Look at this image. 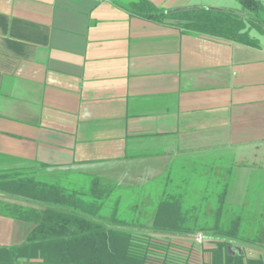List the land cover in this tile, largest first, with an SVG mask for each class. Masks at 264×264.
Instances as JSON below:
<instances>
[{"label": "crops", "instance_id": "crops-1", "mask_svg": "<svg viewBox=\"0 0 264 264\" xmlns=\"http://www.w3.org/2000/svg\"><path fill=\"white\" fill-rule=\"evenodd\" d=\"M135 1L0 0V175L129 191L264 154V32L243 45L134 15ZM147 1L248 19L241 0ZM5 204L32 205L0 195V247L19 246L35 225ZM207 250L176 264H204Z\"/></svg>", "mask_w": 264, "mask_h": 264}, {"label": "trees", "instance_id": "trees-1", "mask_svg": "<svg viewBox=\"0 0 264 264\" xmlns=\"http://www.w3.org/2000/svg\"><path fill=\"white\" fill-rule=\"evenodd\" d=\"M241 3L248 19L216 10L167 14L147 0H137L129 9L134 15L154 22L165 23L172 18L187 31L257 47L258 39L251 32H264V3L257 0H241ZM97 186L90 192L68 190L40 181L35 175L27 178L0 175L1 196L32 205L25 208L5 204L8 215L35 225L23 244L0 247V264L34 260L42 264H175L162 259L160 253L157 255L159 249L153 243L138 241L132 234L136 225L118 218L123 195L117 196L111 214L105 213L107 201L115 191H104L98 183ZM184 198L182 192L165 194L154 210L151 226H147L150 231L189 238L205 233L204 238L210 240L212 247H208L204 264H264V226L253 238L245 237L242 232L246 221L238 215L226 217L231 212L227 189L218 197L220 205L216 209L208 205L204 213H198V208H194L193 216L191 210L185 209ZM237 242L256 248L259 253L251 256L243 249V254L233 255L232 246ZM161 253L170 255L169 250Z\"/></svg>", "mask_w": 264, "mask_h": 264}, {"label": "rangeland", "instance_id": "rangeland-1", "mask_svg": "<svg viewBox=\"0 0 264 264\" xmlns=\"http://www.w3.org/2000/svg\"><path fill=\"white\" fill-rule=\"evenodd\" d=\"M252 34L260 37L256 31H253ZM258 155H261V157L255 158L253 154H236L219 159L221 163L219 175H215L211 171L217 162L210 160L209 170L208 168L201 169L198 166H188L190 168L184 171L186 175H176L177 181L174 184L169 183L170 176L166 173L160 176H148L150 182H146L142 187L140 185L135 189L131 188L129 191L114 187L115 193L108 199L105 213L111 214L117 196L123 195L118 218L127 220L134 226L136 225L133 227L132 234L138 241L153 243L159 249L156 254L160 253L159 255H163L161 258L169 259L170 263L199 262L200 256L195 255L196 252L202 248L212 247L209 239L201 237L206 236L205 233H198L197 236L201 237L198 239L187 237L181 239L174 235L153 233L147 226L154 218L155 208L165 194L177 195L182 192L186 197L183 205L186 206L185 209L191 210L190 214L192 216L196 214V212H192L194 208H198V213H204L207 207L210 206L216 209L220 205L218 197L223 193L225 186V190H228V210L232 212H229L226 217L230 219L234 215L241 216L246 221L243 225L242 234L248 239L253 238L261 229V225L264 226V214L262 215L264 197V182L262 180L264 176H261L264 168L260 167L261 162H264V154ZM240 173L241 175H239ZM247 173L249 174L247 175ZM154 178L156 179L154 180ZM236 194L238 197L233 199ZM232 248L235 253L238 252V248H242L251 256H256L259 253L256 248L252 249L247 244L241 246L238 242L234 243ZM168 250L170 255L165 256L161 253ZM27 263L42 264L39 260Z\"/></svg>", "mask_w": 264, "mask_h": 264}, {"label": "water", "instance_id": "water-1", "mask_svg": "<svg viewBox=\"0 0 264 264\" xmlns=\"http://www.w3.org/2000/svg\"><path fill=\"white\" fill-rule=\"evenodd\" d=\"M229 251L231 250V248L228 249ZM238 252L240 254H243L244 253V250L242 248H238ZM236 253H233V255H235Z\"/></svg>", "mask_w": 264, "mask_h": 264}]
</instances>
